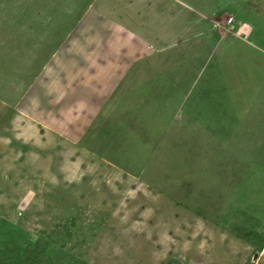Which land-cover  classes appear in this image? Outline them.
Wrapping results in <instances>:
<instances>
[{
	"label": "rangeland",
	"instance_id": "obj_1",
	"mask_svg": "<svg viewBox=\"0 0 264 264\" xmlns=\"http://www.w3.org/2000/svg\"><path fill=\"white\" fill-rule=\"evenodd\" d=\"M173 7L0 0V264H264L263 52Z\"/></svg>",
	"mask_w": 264,
	"mask_h": 264
},
{
	"label": "crops",
	"instance_id": "obj_2",
	"mask_svg": "<svg viewBox=\"0 0 264 264\" xmlns=\"http://www.w3.org/2000/svg\"><path fill=\"white\" fill-rule=\"evenodd\" d=\"M168 1H170L171 3H174V6L178 5V7L182 8V10H179V12H178L177 11L178 8H174V7L166 9L168 15L172 16V17H170V19H166V17H165V13L166 12L164 14H162V13L155 14L154 15V20H155V22H158V24H159L158 26H163L164 25V26L175 27L181 21V25L180 26H182L184 29H187V27H188V20L187 19L188 18L185 19L184 21H182L181 15H183L184 13H190V14L194 15L196 17V19H198V17H200L201 21L204 22V20H205L206 23L211 25L212 32L215 33V34H220L221 30L223 31V30L226 29L225 21L223 22L222 19L225 20L226 18L232 17L233 20H232V24L231 25L233 26V31L231 33H228L226 37L229 36L230 38H232V40H235L236 43H238V44L239 43L240 44L241 43H246L254 35L255 29L249 23L245 22L244 20L238 19V13H234V16L230 15V14H224L222 16V18H220V19L218 17H216V14L210 13L211 15L207 19L205 17L206 15H204L203 13H200L199 11H194L188 5H186V4L184 5V3H182L179 0H168ZM118 15L121 16V19H124V17L121 14H118ZM159 17H164V19H159ZM114 18H117V17H114ZM212 18H214V19H212ZM219 21H222V23L219 22ZM110 23H111V21H109V24ZM196 23H198V22H196ZM106 24H107V21H106ZM116 25H117V23H115V22H112V24H111V26H116ZM234 25H235V27H238V29H236L234 27ZM154 27H156V26H154ZM174 32H176V31H174ZM220 35H221L220 38H222V34H220ZM223 35H226V34H223ZM205 37L207 39V38H211L213 36H210V33H207ZM137 39H138L137 45L139 44V42H140V44H143V45L148 44L147 42H145L144 40H142L140 38H137ZM156 39H160V37L156 36L154 40H156ZM217 39H218V42L221 43V39H219V38H217ZM162 40H164V41L169 40L170 41V46L169 47H173L176 44H178L176 42L181 43L179 40H176L175 36L171 37V35L170 36L169 35H166V36L162 35ZM189 41H191V40H189ZM198 42H200V41H198ZM129 44H130V42H129ZM249 44L252 45L254 48L258 49L259 51L263 52V54L261 56H264V49H262V47L257 46L254 42H251V41H249L248 45ZM137 45H135L133 43V47L137 46ZM152 46H153V51H154L155 50V46L153 45V43H152ZM177 46H179V44ZM130 48H131V46H130ZM157 50H158L157 51L158 53L155 50V52L157 54H162L165 51L164 47H160V49H157Z\"/></svg>",
	"mask_w": 264,
	"mask_h": 264
},
{
	"label": "built area",
	"instance_id": "obj_3",
	"mask_svg": "<svg viewBox=\"0 0 264 264\" xmlns=\"http://www.w3.org/2000/svg\"><path fill=\"white\" fill-rule=\"evenodd\" d=\"M232 20H233V19L230 18V19H228L227 22H226V23L229 25L228 27L230 28L231 31H233V26L231 25V24H232Z\"/></svg>",
	"mask_w": 264,
	"mask_h": 264
}]
</instances>
